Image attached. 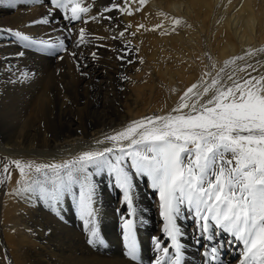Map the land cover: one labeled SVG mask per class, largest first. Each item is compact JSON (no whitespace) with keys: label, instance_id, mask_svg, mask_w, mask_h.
I'll return each mask as SVG.
<instances>
[{"label":"bare ground","instance_id":"6f19581e","mask_svg":"<svg viewBox=\"0 0 264 264\" xmlns=\"http://www.w3.org/2000/svg\"><path fill=\"white\" fill-rule=\"evenodd\" d=\"M74 1L75 9L58 16L49 0H0V94L15 88L26 100L18 112L15 102L2 106L10 114L14 137L5 142L0 135V159L12 162L15 184L24 185L14 236L18 246L27 242L28 264H241L249 255L246 264H264V251L261 258L249 254L242 240L243 222L224 210L239 197V174L246 171L242 161L253 163L243 180L259 170L252 158L244 161L240 139H219L220 129L209 139H177L168 133L181 137L179 130L170 128L151 133L144 129L142 138L116 145L89 142L107 123H136L150 114L147 87L140 85L145 74L170 85L176 78L184 80L185 70L165 67L156 52L158 45L171 53L174 43H184L178 32L186 30L173 25L177 17H187L191 28H208L207 46L220 67L237 49L264 40V7L257 0H134L141 7L139 15L128 17L125 11L105 20L99 11L105 0ZM76 8L85 13L73 24L80 11ZM96 8L98 18L93 15ZM139 21L151 50L135 29ZM108 22L111 34L104 25ZM92 28L97 34L89 32ZM209 37L215 43L220 39L215 54ZM35 44L37 51L31 48ZM115 47L130 48L126 62L112 57ZM95 50L102 52V59L95 57ZM55 85L67 93L52 108L49 92ZM151 87L155 93L157 88ZM51 116L60 129L38 132L39 118ZM210 116L219 123L217 115ZM68 172L64 185L56 184L54 176ZM260 173L264 177V170ZM256 183V199L263 205L262 213H255L258 220L264 216V181ZM79 191L90 204L93 195L90 248L78 231ZM241 193L247 198L250 194ZM84 228L89 236L91 227L86 223ZM225 251L227 256L239 254L238 260L224 262L220 255Z\"/></svg>","mask_w":264,"mask_h":264},{"label":"rangeland","instance_id":"374dc122","mask_svg":"<svg viewBox=\"0 0 264 264\" xmlns=\"http://www.w3.org/2000/svg\"><path fill=\"white\" fill-rule=\"evenodd\" d=\"M94 1L98 2L100 0H92L91 3L93 4ZM76 3L77 2L74 0H49L47 5H50L49 7L55 10L58 16L61 14V16H63L64 14L67 15V12L75 9ZM256 4L257 6L261 5L264 7V2L262 0H257ZM99 5V11L101 9L100 14L102 16L105 15L103 17L105 20H110V16L114 17L118 13L124 14L125 11L128 17L131 16L130 14L135 16L142 12V10L140 11V5L134 4V0H105L100 2ZM97 9L98 8L93 11V15L96 18H98ZM79 10V16H77V14L74 20L71 21L73 24L80 23L84 16L85 11L83 9ZM90 11L91 8H89L87 14ZM133 11L135 12L133 13ZM221 13L218 12L219 19L221 18ZM93 15L90 16L93 17ZM213 18L217 17L213 16ZM212 19L210 23H213ZM91 21H93V19ZM109 23L110 22L104 25H107L109 34H111L113 31L110 32L111 28ZM175 24H181V28L186 30L184 33L178 32V34H183L184 43H174V50L171 51V53L165 48L163 49L161 45H158L160 48H157L156 52H159L158 56L161 57L165 67H171L173 71L183 68L186 74L184 80L180 81L176 78V81L170 85L165 80L162 82L156 76L149 78L148 76L152 75L151 73L145 74L140 85L147 87L145 99H148V109L146 112H150V114L145 116L144 121L137 120L136 123L132 121H128V124L122 123L119 125L107 123V128H100L98 133L94 135L89 142L93 143V139H99L96 141L97 144L104 143L106 145H116L118 143H125L128 139L142 138L144 129L146 132L151 133L152 131L167 130L170 128L179 130L181 137H176L178 132L168 133L171 137L177 139L213 138V132L216 131V129H220L219 139L230 141H233L232 139H240L238 145L241 149V156H245L243 158L244 161L247 160L246 158H252L251 160H253L256 169L259 170L248 172V175L244 177V180L246 179L244 181L243 176L247 174L246 172L249 171L247 169H250V165H253V163H248L246 161L244 163L242 161L243 164L241 163V168L242 170L246 169V171L244 170V172L242 171L239 174L242 181V187L240 185L241 191L237 193L239 197L236 199V205H228L229 207L225 206L224 210L227 213L235 214L234 216L238 219L240 218L239 220L243 222L245 227L242 240L248 245L247 250L249 254L253 257L261 258V254L264 251V216L256 220L255 213L261 214L262 212L259 209H262L263 205L261 201L256 199L257 183H252L255 181H264V177L260 175V171L262 172L264 170V40L255 42L248 47L237 49L236 54L230 58L224 59L219 67L217 65L219 61L214 55V61L216 63L214 64L213 57L210 55L209 46H207V35H210L208 28L204 27L200 30L191 28L190 26L192 25L188 23V18L185 16L177 17L173 22V25ZM135 26L138 36L143 41L145 49L151 50V45L148 40L143 38L146 29L143 28L144 26L141 24V21H139L137 25L135 24ZM210 26H212V24H209V28H211ZM94 30L95 29L92 28L89 32L91 34H93V32L96 33V30ZM209 38L212 42L211 48L215 54L217 43L220 39L215 43L212 39L213 36ZM196 39H198L200 44L196 43ZM205 39L206 43H202V40L204 42ZM190 43H192L191 46ZM36 46H38V44L32 45V50L37 51L38 47ZM130 51V48L127 50V48L119 47L117 49V47H115L112 49L113 53L111 55H113L112 57L114 58L116 57L115 60L118 63H124L129 57ZM96 56L99 57L98 59L100 60L104 55L102 52L99 54V51L95 50V57ZM188 77L189 81L186 80ZM151 86L157 88L155 93L154 88ZM9 91L11 94L5 96L0 94V135L6 138L3 139L5 142L12 141L14 137L12 134L14 127L10 114L3 111L2 106L5 103L15 102L16 104H13L16 109L15 112H18V109H21V105L25 100L24 96L18 95L16 92L14 93L15 88H11ZM50 93L51 107L56 108L61 102V95L66 97L67 90L62 86L55 85V88H53L52 92H49V94ZM19 101L22 102L20 103ZM210 115H217L219 117V123ZM51 117L46 120L39 118V123L36 126L38 132L41 133V129H44V131L50 129L54 130L55 127L60 129L56 120L53 116ZM51 119L53 120L52 122L50 121ZM46 133L48 138H50L51 134H49V132ZM0 142L2 143L3 141L0 140ZM73 149L74 147H72L71 150ZM88 167L90 172L92 166ZM146 168L148 167L145 166L144 169ZM71 172L74 173L73 171ZM68 175L69 172L67 174L57 173L56 176H54L56 184L63 186L66 181L65 178ZM187 180L191 182L192 176H188ZM55 182L53 184H55ZM21 187H24V185L17 186L14 182V167L12 162L10 160L4 161L0 159V214L1 211L3 214L2 219L0 218V264H28V244L26 241L22 242L19 248V240L14 236L16 234L15 229L18 222V215L20 214V208L17 206L18 200L23 192ZM7 191L10 192L8 193ZM243 191H248L250 193L248 198L241 193ZM76 197L78 212L81 214L80 220L82 222L78 231L80 232L81 230L80 233H83L85 245L87 248H90L91 245L93 246V218L91 217L93 208L90 209V206L93 207V195L92 204L84 198V192L81 193V191H79ZM15 208H17L16 211ZM253 209H255V211ZM257 210L259 211L256 212ZM21 213L22 216L26 214L23 208H21ZM24 216L23 218H25ZM12 217L15 218L10 220ZM248 222L250 225H245V223L247 224ZM86 223L91 227L89 236H86L84 232L86 230L84 228ZM1 227H3L4 234ZM22 231L23 232L20 233L23 234L24 230ZM24 235L27 237V234ZM227 255L226 251L220 255V258L227 263H233L239 258V254L237 253L233 256ZM248 257L246 261H243L241 264L248 263ZM261 260L260 262H262Z\"/></svg>","mask_w":264,"mask_h":264},{"label":"snow or ice","instance_id":"6c2138e0","mask_svg":"<svg viewBox=\"0 0 264 264\" xmlns=\"http://www.w3.org/2000/svg\"><path fill=\"white\" fill-rule=\"evenodd\" d=\"M10 2H14V0H10ZM207 251V250H206ZM254 264H255V262H254Z\"/></svg>","mask_w":264,"mask_h":264}]
</instances>
